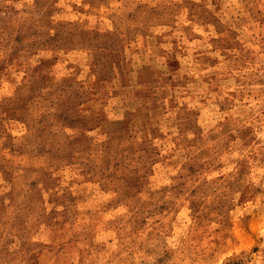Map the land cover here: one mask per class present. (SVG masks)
<instances>
[{"label": "rangeland", "instance_id": "rangeland-1", "mask_svg": "<svg viewBox=\"0 0 264 264\" xmlns=\"http://www.w3.org/2000/svg\"><path fill=\"white\" fill-rule=\"evenodd\" d=\"M0 264H264V0H0Z\"/></svg>", "mask_w": 264, "mask_h": 264}]
</instances>
